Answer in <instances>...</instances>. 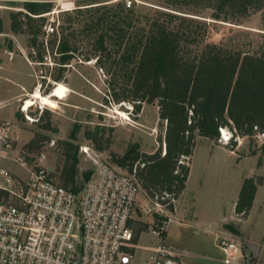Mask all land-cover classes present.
Masks as SVG:
<instances>
[{
	"label": "rangeland",
	"instance_id": "rangeland-1",
	"mask_svg": "<svg viewBox=\"0 0 264 264\" xmlns=\"http://www.w3.org/2000/svg\"><path fill=\"white\" fill-rule=\"evenodd\" d=\"M52 1L53 9L45 16L47 23L55 21L57 30L46 34L43 28L39 33L38 41L44 42L47 48L42 61H38L29 56L34 49L29 47L32 35L28 32V26L24 27L25 32L22 33L14 32L11 26L12 13L26 11L25 0H0V118L15 124V135L22 153L33 163L42 165L56 175L64 159L58 147L59 140L79 146L76 179L80 184L87 180L86 174L90 176L94 170L92 162L80 151V147L85 145L94 149L104 163L127 173V168L119 160L130 145L136 144L140 152L153 153L159 148L163 152L165 144L162 145L160 140L164 138L166 130V122L160 120L156 102H144L141 111L137 112L131 102L114 100L113 93L120 91L121 78L119 73L113 78L108 72L107 47L103 50L95 46L97 34L103 27L107 28V7L118 2L126 5L128 0ZM131 1V9L140 17L141 25L146 24L145 17L162 10L194 18L196 24L206 30L201 42L192 46L195 52L212 43L232 51L258 53L264 44V5L260 10L250 9L245 16L216 19L213 0ZM71 6V10L63 9ZM99 17L106 20L102 23L103 27L101 25L98 29L92 22ZM56 34L70 37L77 47L65 68H61V54L56 46L53 49L51 43ZM55 76L61 79L55 81ZM57 83L68 86V95L73 93L72 98L66 97L64 100L67 101L62 102L52 97L57 102L56 108L36 103L25 109L37 86L42 92H52ZM22 84L28 88L18 99ZM96 127L105 129L104 150H99L85 137L86 129L94 130ZM227 130L225 128L223 133L224 138L231 137L228 143L224 142L222 135L218 140L198 136L191 160L183 159L185 164L190 162L191 165L186 198L204 217L212 216L218 220L226 217L223 229L228 231L229 240L243 251L247 264H264V134L240 137L233 136L229 128ZM36 134H41L44 141L41 147L29 151L27 145ZM246 177L261 179L262 183L258 186L257 200L252 210L244 218L235 212L234 203ZM145 202L140 197L134 219L151 226L153 218L142 214ZM227 225H232L236 232L228 229ZM175 226L173 221L169 230ZM163 238L145 232L140 236L139 243L141 246H157ZM143 253L140 248L136 264H140Z\"/></svg>",
	"mask_w": 264,
	"mask_h": 264
},
{
	"label": "trees",
	"instance_id": "trees-1",
	"mask_svg": "<svg viewBox=\"0 0 264 264\" xmlns=\"http://www.w3.org/2000/svg\"><path fill=\"white\" fill-rule=\"evenodd\" d=\"M263 5V0H213L216 19L245 16L250 9L260 10ZM53 6L52 0H25L26 11L11 15L14 32H25L28 26L32 35L29 47L34 49L29 56L38 61H42L47 48L38 36ZM107 11V28L102 25L105 17L92 24L98 29L103 27L95 46L103 50L107 47L109 74L115 78L119 73L121 78L114 100L131 102L137 112L144 102H156L159 118L166 122L165 135L160 140L165 144V153L162 148L153 153L140 152L132 144L119 162L129 172L136 167V177L150 197L167 192L178 199L191 169L190 162L185 164L183 159L191 160L198 136L218 140L221 128H229L233 136L240 137L264 134V44L258 53L232 51L212 43L195 52L192 46L201 42L206 30L194 18L162 10L145 17L146 24L141 25L134 9L121 2L107 7ZM53 40V49L56 46L61 54L59 64L65 68L77 47L63 34H56ZM60 79L54 77L55 81ZM41 93L50 95L51 91L41 89ZM103 131V127L85 131L86 139L99 150L106 149ZM41 136L36 134L28 143L29 151L41 147ZM58 147L63 164L58 175L52 176L62 186L78 188L79 146L59 140ZM261 183L255 177L243 180L235 205L238 215L248 217ZM130 226L135 242L149 229L148 223L135 219ZM227 228L236 232L232 225Z\"/></svg>",
	"mask_w": 264,
	"mask_h": 264
},
{
	"label": "built area",
	"instance_id": "built-area-1",
	"mask_svg": "<svg viewBox=\"0 0 264 264\" xmlns=\"http://www.w3.org/2000/svg\"><path fill=\"white\" fill-rule=\"evenodd\" d=\"M131 6L128 0L126 7ZM44 30L54 33L55 21ZM80 151L92 162L93 172L78 188L62 186L52 172L22 153L15 124L0 118V264H136L140 248V264H184L165 239L175 221L177 199L167 192L150 197L136 167L123 173L104 163L89 145ZM140 197L146 201L142 214L153 218L146 232L164 237L157 246L134 241L130 222ZM217 240L224 251L237 248L225 236Z\"/></svg>",
	"mask_w": 264,
	"mask_h": 264
},
{
	"label": "crops",
	"instance_id": "crops-1",
	"mask_svg": "<svg viewBox=\"0 0 264 264\" xmlns=\"http://www.w3.org/2000/svg\"><path fill=\"white\" fill-rule=\"evenodd\" d=\"M21 86L22 90L18 94V99L23 97L25 94L24 92H26L28 88L23 84ZM36 89H39V87L37 86ZM72 94L73 93H69L67 97L72 98ZM60 100H62V102L67 101L64 99ZM15 112L13 116H15ZM190 177L191 169L186 187L174 206V224H176V226L173 230H168L167 232L166 237L169 244L172 245L175 251L180 255L184 264H247L243 251L240 248L237 247L233 250L224 251L217 243L218 236L229 238L228 231L226 232L223 229V223L227 218L223 217V219L218 220L212 216L204 217L196 211V207H194L193 204L191 205L189 203L186 195ZM258 191L259 188L253 206L257 200ZM237 198L238 197H236V201ZM236 201L234 203V209Z\"/></svg>",
	"mask_w": 264,
	"mask_h": 264
},
{
	"label": "bare ground",
	"instance_id": "bare-ground-1",
	"mask_svg": "<svg viewBox=\"0 0 264 264\" xmlns=\"http://www.w3.org/2000/svg\"><path fill=\"white\" fill-rule=\"evenodd\" d=\"M68 92H70V88L62 83H57L50 95H43L40 89H36L34 93L30 95L31 98L28 99L25 109H27L28 107L36 103H41L44 106H50V107L56 108L57 102L53 100L52 97L64 99L65 97L68 96ZM118 113L121 114L122 112L118 111ZM223 139H226V138L223 137Z\"/></svg>",
	"mask_w": 264,
	"mask_h": 264
},
{
	"label": "water",
	"instance_id": "water-1",
	"mask_svg": "<svg viewBox=\"0 0 264 264\" xmlns=\"http://www.w3.org/2000/svg\"><path fill=\"white\" fill-rule=\"evenodd\" d=\"M164 150H165V146H164Z\"/></svg>",
	"mask_w": 264,
	"mask_h": 264
}]
</instances>
